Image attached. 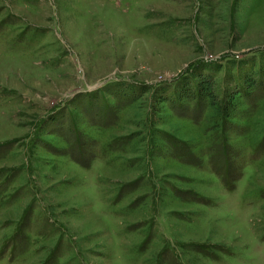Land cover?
Segmentation results:
<instances>
[{
    "label": "rangeland",
    "instance_id": "obj_1",
    "mask_svg": "<svg viewBox=\"0 0 264 264\" xmlns=\"http://www.w3.org/2000/svg\"><path fill=\"white\" fill-rule=\"evenodd\" d=\"M0 264H264V0H0Z\"/></svg>",
    "mask_w": 264,
    "mask_h": 264
}]
</instances>
